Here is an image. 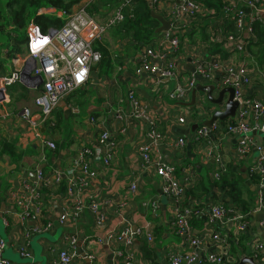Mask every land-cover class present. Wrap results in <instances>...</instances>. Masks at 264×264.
<instances>
[{
	"label": "crops",
	"instance_id": "obj_1",
	"mask_svg": "<svg viewBox=\"0 0 264 264\" xmlns=\"http://www.w3.org/2000/svg\"><path fill=\"white\" fill-rule=\"evenodd\" d=\"M155 1L145 0V3L151 12L155 11L163 17L169 14L173 5L178 2L159 0L157 4ZM197 1L209 16L199 18L198 22L193 23L190 28L181 29L179 33L178 57L175 55L178 58L179 79L183 83L188 81L194 73V61L203 62L211 56L220 55L236 64L245 63L252 79V85L246 93L249 99L254 96L264 97V65L260 66L252 59L253 55L247 48L240 53L224 50L217 53L220 47L214 46L212 42L214 29L222 27L227 33H231L227 7L235 1ZM93 2L94 0H87L85 4L91 6ZM237 5L241 6L240 3ZM258 8L249 10L248 13L256 18L254 26L260 23L262 27L264 0L260 1ZM107 12H110L112 17L115 10ZM159 27L160 23L157 28ZM116 30L109 29L105 37L110 31L116 34ZM115 45V49L110 48V43L106 44L105 48L103 46L109 52L108 59L106 57L92 69L88 83L62 101L50 119L51 125L45 124L43 127V134L55 143V150H42L43 146L34 140L31 129L22 120V111L25 108L37 110L34 99L39 94L40 87L25 85L21 80L14 85L4 86V102L0 104V152L2 153L7 145H15L23 160L16 164L8 154H2L0 158V233L7 235V240L4 239L6 247L0 254V260L9 264H59L58 253L72 237L78 241L76 264H125L127 252L133 254L134 264H170L171 253L191 251L189 245L176 234L175 205L171 198L162 194L161 179L156 174L155 167L147 169L141 162L139 147L149 131V126L133 117V108L129 101L131 92L147 108L148 115L155 122L156 130L165 136L154 154V159L161 157L163 163L174 165L181 181L190 180V188L180 206L192 208L198 213L192 221L194 236L200 237L205 229L218 227L209 224L212 206L223 205L240 209L229 196L226 184L220 185L222 179H214L216 166L212 155L216 153L221 156L227 163L228 170H240L242 173V168L246 167L248 179L251 181L248 170L256 162L257 153L246 157L239 156L237 147L240 138L225 132H216L210 139H195L196 131L209 122L215 112L225 109L228 96L226 95L222 104L217 105L218 108L212 109L211 106L216 104L207 100L206 94L198 93L195 107L203 104L204 100L211 106L204 107L201 116L191 119L189 117L188 122L181 125L177 122V117L184 115V110L188 108L180 103L191 102L193 89L185 101H172L170 93L176 85V79L162 78L159 75H137L135 70L140 65L141 49L137 50L136 45L121 37ZM166 47L170 50L171 43L168 42ZM24 52L25 55L18 54L12 58L7 56V51L0 56V80L9 78L15 71L23 73L28 67L32 72L34 63L27 59L26 47ZM219 77L218 74L217 78ZM217 81L218 79L213 83H205L199 80L197 84L215 85L214 97L217 98L222 90L217 87ZM58 112L60 114L56 115ZM232 120L229 119L225 123ZM196 126L198 128H195ZM103 130L109 131L110 141L115 143L114 160L110 167H104L100 162L93 165L98 174L95 179H89L87 187L81 192V201L85 205L81 218L77 223L59 224V214L69 204L66 185L63 184L65 188L61 186V189L52 192V196L44 192V217L41 220L42 223L51 221L53 228L49 232L36 234L34 228L37 223L28 218L23 220L15 213L17 209L12 194L22 193V180L31 184L36 182L37 165L42 164L45 173L49 175L54 168H71L81 148L93 145ZM253 136L258 143L264 145V135L261 132H254ZM180 139L185 141L184 145H178ZM32 146L35 147L34 152L31 150ZM214 148H217V151H213ZM43 157L45 160L41 162ZM256 178V183L251 182L255 191L250 187L254 195L251 211L246 213L249 214L246 233L237 237L234 233H228L226 228L219 230L222 235L229 236L230 253L237 264L244 257H252V245L263 238V220L260 222V228H257L258 220L254 213L261 192L260 180L257 176ZM133 183L137 189L131 192ZM244 198H247L246 194ZM151 201L159 203V208L155 211L146 204ZM93 204L98 205L100 213L105 216L102 226L97 225L96 216L90 210ZM126 227H131L135 233L142 232L127 250L111 241L112 236ZM148 233L153 236L152 242L147 239ZM204 244V256L219 253V247L213 240L207 239ZM25 245L32 254L30 259L21 257L20 249ZM118 252L123 253V256Z\"/></svg>",
	"mask_w": 264,
	"mask_h": 264
},
{
	"label": "built area",
	"instance_id": "obj_2",
	"mask_svg": "<svg viewBox=\"0 0 264 264\" xmlns=\"http://www.w3.org/2000/svg\"><path fill=\"white\" fill-rule=\"evenodd\" d=\"M136 0H122L112 17L106 23H100L88 11L89 4H85L76 12H67L63 9L47 8L41 9L39 14H48L62 21L60 28H51L47 32L32 22L27 28V59L34 64L32 76L43 78L40 92L34 99L37 110L25 108L22 111V120L31 129V134L44 149L55 150L56 145L47 138L42 129L50 121L54 111L60 103L67 97L84 87L91 76L92 69L103 59V54L95 48V45L102 41L110 28L117 27L126 20L127 9L132 11ZM227 7L230 18L235 22L236 32L227 33L225 28L213 30L212 42L225 52H244L251 40L255 41L256 18L249 14L246 9L258 10L261 0H234ZM155 3L159 4V0ZM240 3L241 6L237 4ZM157 4H155L157 6ZM209 14L197 0H178L173 5L169 14L164 16L170 21L171 29L162 32L151 45H145L140 51V65L136 68L137 75H159L162 78L176 79V85L170 93V99L176 102L185 101L189 92L194 89L197 81L213 83L216 79L217 87L221 90L232 88L234 90V100L239 103L235 119L232 122L221 124L216 121L210 128L201 126L195 133V139H210L216 132H225L227 135H234L240 138L237 147L241 157L257 153L256 162L249 168L251 177H258L261 192L259 202L254 213H264V145L257 142L254 132H261L264 135V97L246 96L248 88L252 85L249 71L244 64H236L231 60L223 59L220 55L211 56L201 62L194 61V73L186 83H183L178 76L177 65L181 29L190 28L199 18L207 17ZM264 31V21H262ZM171 43V49L166 47ZM21 72L15 71L9 78L0 80V104L4 96V86L14 85L21 80ZM220 75L217 78V75ZM129 101L133 108V117L143 121L149 126V131L139 147L141 162L147 169L155 167L156 174L161 179L162 194L171 198L175 205V231L191 248L186 253L173 252L169 256L170 264H237L234 263L231 253L228 235H222L220 228L228 229V233H234L239 237L246 233L248 229L247 219L249 214L238 208H229L223 205H214L210 209V222L216 229H205L200 237L194 236L192 221L197 212L192 208H181L180 202L185 197L186 191L190 188V180L181 181L177 177V169L174 165L163 163L161 157L154 159V154L165 136L156 130L155 122L148 115L147 108L139 101L134 93L129 94ZM184 110V115L177 117V122L184 125L191 117V107ZM202 115V114H201ZM199 115V116H201ZM120 117V115H119ZM185 141L180 139L178 145H184ZM217 151V148L212 149ZM115 155V143L110 141V133L107 130L99 135L93 145L82 147L77 153L74 164L71 168L64 170L54 168L51 174L45 173L42 164L35 169L36 182L22 180V193H13L16 214L23 220L31 219L37 223L34 228L36 234L49 232L53 228L51 221L42 223L44 217V192H54L63 184L66 185V198L69 204L59 214V224L77 223L81 218L85 205L81 201V192L87 187L89 179H95L97 172L93 165L100 162L104 167H110ZM215 161L214 179L220 181L222 175L228 170L227 163L221 156L214 153ZM45 157L41 160L44 162ZM136 184H132L130 191H136ZM153 211L159 208L158 201L146 203ZM91 212L96 216L97 225L102 226L105 216L100 213L99 206L93 204ZM1 216V212H0ZM215 224V225H214ZM263 238L252 245V257L257 264H264V220L262 221ZM142 232L135 233L131 227L124 228L121 232L111 237L112 243L122 245L126 250L131 248ZM147 239L153 241L152 234L148 233ZM207 239L213 240L219 247V253H212L204 256V243ZM78 241L72 237L66 246L62 248L57 257L59 264H76ZM6 247L5 240L0 236V254ZM21 257L32 258L27 245L20 249ZM123 256V253L118 252ZM92 261V257L89 256ZM0 264H9L0 260ZM125 264H134V256L131 252L125 255Z\"/></svg>",
	"mask_w": 264,
	"mask_h": 264
},
{
	"label": "trees",
	"instance_id": "obj_3",
	"mask_svg": "<svg viewBox=\"0 0 264 264\" xmlns=\"http://www.w3.org/2000/svg\"><path fill=\"white\" fill-rule=\"evenodd\" d=\"M83 1L86 0H7L8 7L10 8V22L12 26L11 30L16 29L20 37L26 34L25 44L27 46V28L32 22H34L42 32H47L51 28L58 29L62 25V21L55 17L40 15L39 12L41 9L57 8L71 12L75 5ZM121 1L122 0H94V2L91 3L88 11L93 16H95V13H98L101 10V7L109 11H114L119 7ZM246 10L249 12V9ZM125 15L126 20L117 27H114L117 29L116 35L132 42L133 45H136L135 47L137 50L142 49L145 45H151L162 34L156 33L159 22L152 18L151 9L147 6L145 0H138L136 7H134L132 11L127 9ZM228 19L231 25L230 28L232 29V31L229 32L234 33L236 31L235 22L230 17H228ZM2 21L3 14L0 9V34L4 31ZM254 27L256 40L250 41L247 46V51L253 55L252 59L262 66L264 65V31L260 23L255 24ZM10 39L12 41V49L5 50L3 54L7 51V56L9 58L15 57L18 54H25L24 48L26 46L24 44L25 47H23L24 41H20L16 36H10ZM100 46L101 44L97 43L95 48L103 53L102 61H104L106 57L108 59L109 52ZM214 46L219 47L217 45ZM216 52L222 53V49L220 48V50ZM51 123V121H48L47 125L50 126ZM31 150L34 152L35 147L32 146ZM2 154H8L11 161L16 164H19L20 161L23 160V156L17 151L15 145H7L4 147L3 152H0V158L2 157ZM256 181V177H251L252 183H256ZM221 184H226L225 186L226 190H228L229 196L244 213H249L251 211L254 193L252 192L251 188L246 185V181L243 179V174L240 170H227V172L222 175V181L220 185ZM61 188L65 187L62 186ZM45 192L46 194H49V196H52V192ZM245 194L247 195V198H244ZM229 244H231L230 240Z\"/></svg>",
	"mask_w": 264,
	"mask_h": 264
},
{
	"label": "water",
	"instance_id": "obj_4",
	"mask_svg": "<svg viewBox=\"0 0 264 264\" xmlns=\"http://www.w3.org/2000/svg\"><path fill=\"white\" fill-rule=\"evenodd\" d=\"M152 18L157 20L160 23V27L156 30L157 33H162L169 31L171 29V23L170 21L166 20L162 15L156 13L155 11H152ZM21 82L25 85H36L37 87H40L43 83V78L41 76L36 77L32 76L31 71L26 69L21 74ZM216 91L215 85H202L197 84L194 89L192 90L191 95V102L190 103H180L182 106L185 107H194L197 103V94L198 93H204L207 95V100H209L211 103L220 105L223 103L226 95L228 96L226 102H225V109L223 111H217L214 113L212 119L205 123L206 127H211L216 121H220L221 124H224L229 119H235L236 113L239 107V103L234 100V90L232 88H225L221 90L218 93V97H214V92ZM195 128H198L197 126ZM247 168H242L243 173V179L246 181V185L248 187H251L253 191H255V188L252 187L251 181L248 179L247 176ZM255 217H257L258 223L257 228H260V222L261 220H264V213H257L255 214ZM263 236V235H262ZM239 264H257L253 257H244L241 259Z\"/></svg>",
	"mask_w": 264,
	"mask_h": 264
},
{
	"label": "rangeland",
	"instance_id": "obj_5",
	"mask_svg": "<svg viewBox=\"0 0 264 264\" xmlns=\"http://www.w3.org/2000/svg\"><path fill=\"white\" fill-rule=\"evenodd\" d=\"M86 1H83V2L75 5L72 8L71 12L78 11L80 8H82L85 5ZM0 9H1L2 14H3V21L2 22H3V26H4V31H3V33L0 34V56H1L5 50H11L12 49V41L10 39V36H16L20 41H24L23 47H25L26 46V44H25L26 34H24L22 37H20L18 35V32H17L16 29L15 30H11L12 26H11V22H10V10H9L10 8L8 7L7 0H0ZM44 9H47V8H44ZM99 9H100V7H99ZM48 15L52 16L50 14H48ZM110 15H111V13L107 12V10L104 9V10L99 11L98 13H95L94 17L97 20H99L100 23H102L103 21H108V19L111 17ZM52 17H54V16H52ZM112 33H113V31H110L107 34V36L106 37L104 36L102 41H100V43L102 42L101 43L102 48H103V46L105 48L106 44H108V43H110V45H111L110 48H112V49L116 48L115 44L120 39V36H117L116 34H114V33L112 34ZM24 44H25V46H24ZM210 106L211 105L209 104V102L207 100H204L203 104L202 103L198 104L197 107L194 106L192 108V111H191L190 119L191 118H196L197 116L201 115L203 113V111H204V107L208 108ZM218 107L219 106H217V105H212L211 106L212 109L213 108H218ZM59 114H60V112H58L56 115H59ZM0 235L2 236L3 239L7 240L6 233L1 232Z\"/></svg>",
	"mask_w": 264,
	"mask_h": 264
}]
</instances>
